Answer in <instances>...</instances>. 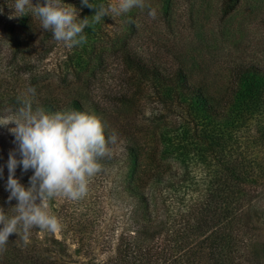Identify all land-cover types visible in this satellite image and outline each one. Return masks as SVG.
<instances>
[{"label": "trees", "instance_id": "16d2710c", "mask_svg": "<svg viewBox=\"0 0 264 264\" xmlns=\"http://www.w3.org/2000/svg\"><path fill=\"white\" fill-rule=\"evenodd\" d=\"M238 2L222 0V16ZM121 16L120 33L95 25L87 59L75 63L76 79L59 78L65 90L38 97V105L52 111L73 108L95 115L106 137L116 132L128 140L133 232L123 236L107 264H234L237 223L264 187V67L237 65L224 87L211 91L208 80L190 78L184 66L168 70L146 57L133 41L135 16ZM109 67L117 83L100 93L93 80ZM146 97L157 105L155 119L165 121L154 137L138 138L136 116L129 111ZM17 100L11 99L15 105ZM9 195L0 191V208L11 216L18 201L9 203ZM40 231L31 229L28 245L17 233L10 235L0 264H69L62 242L52 238L48 244Z\"/></svg>", "mask_w": 264, "mask_h": 264}, {"label": "rangeland", "instance_id": "374dc122", "mask_svg": "<svg viewBox=\"0 0 264 264\" xmlns=\"http://www.w3.org/2000/svg\"><path fill=\"white\" fill-rule=\"evenodd\" d=\"M95 1L105 7L119 2L90 0ZM13 2L0 0V117L15 114L25 101H32L34 111L37 107L49 113L62 111L39 106L38 97L48 90H65L60 86V77H66L67 82L76 79L79 65L75 63L87 59L85 53L94 44L95 25L105 32L112 28L120 33L124 30V17L106 15L93 24L96 8L83 5L82 0H63L76 8L78 19L88 18L90 22L83 32L87 42L68 48L57 43L50 31L43 30L39 19L30 11L10 18L15 11L10 8ZM43 2L33 0L34 5ZM165 2L145 0V8L134 7L126 13L135 16L138 31L133 41L146 57L152 56L168 70L184 66L190 78L208 80L207 88L211 91L222 89L237 65L264 67V0H239L235 9L224 17L222 0H168L169 6ZM150 8L156 11L155 19L148 15ZM108 69L93 80L92 86L100 93L117 83L112 79L114 68ZM80 74L88 76L86 71ZM30 88H35L34 95ZM15 96L19 98L16 105L11 101ZM139 103V108L129 111L136 116L134 134L138 138L154 137L159 132L157 126L165 118L155 119L157 105L150 98H142ZM13 127L15 124L0 125V167L3 168L0 191H8L7 163L10 154L18 148L10 131ZM117 137V142L109 145L113 157L99 161L102 171L91 178L83 199L71 201L57 197L49 201V212L59 219L62 227L55 234L40 231V238H47L48 244L52 238L60 240L66 250L63 260L69 264L112 262L123 236L133 232L136 198L128 189L132 157L125 151L127 138L119 134ZM16 155L21 159L19 152ZM32 175L34 170L25 172L22 165L17 166L15 177L26 188L31 187ZM255 194L237 223L240 230L235 237L234 264H264V187ZM135 240L139 244L141 239Z\"/></svg>", "mask_w": 264, "mask_h": 264}, {"label": "clouds", "instance_id": "9594fccd", "mask_svg": "<svg viewBox=\"0 0 264 264\" xmlns=\"http://www.w3.org/2000/svg\"><path fill=\"white\" fill-rule=\"evenodd\" d=\"M83 5L96 8L92 23H99L106 15L118 16L130 12L134 7L143 9L145 0H119L117 5L96 6L90 0H82ZM10 8L15 11L10 16L27 15L30 11L40 21L41 28L52 33L57 43L68 48L87 42L84 28L90 26L89 19H78L74 6L63 0H44L33 4V0H14ZM2 11V9H0ZM155 19L156 11L148 12ZM29 92L35 94V88ZM15 124L11 133L18 144L10 154L7 163L9 176L7 190L9 203H18L11 208L15 213L8 215L0 208V252L6 250L10 235L17 233L25 245L30 241L31 229L57 233L62 225L50 214L49 201L63 197L71 201L83 199L89 191L91 178L102 171L101 159L110 156V144L117 142V134L106 137L104 123L95 115L83 111L62 110L46 112L31 102H23L11 116L0 117V125ZM19 152L21 159H17ZM18 165L27 172L34 170L30 178L31 187L26 188L15 177ZM3 168L0 167V176ZM39 200V203L37 201Z\"/></svg>", "mask_w": 264, "mask_h": 264}]
</instances>
